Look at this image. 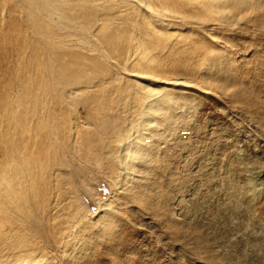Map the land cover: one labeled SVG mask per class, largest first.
Wrapping results in <instances>:
<instances>
[{
	"label": "rangeland",
	"instance_id": "1",
	"mask_svg": "<svg viewBox=\"0 0 264 264\" xmlns=\"http://www.w3.org/2000/svg\"><path fill=\"white\" fill-rule=\"evenodd\" d=\"M0 264H264V0H0Z\"/></svg>",
	"mask_w": 264,
	"mask_h": 264
}]
</instances>
